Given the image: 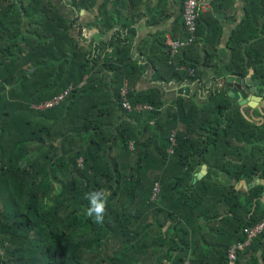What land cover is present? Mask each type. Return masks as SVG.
I'll return each mask as SVG.
<instances>
[{
	"label": "trees",
	"instance_id": "16d2710c",
	"mask_svg": "<svg viewBox=\"0 0 264 264\" xmlns=\"http://www.w3.org/2000/svg\"><path fill=\"white\" fill-rule=\"evenodd\" d=\"M64 1L78 13L99 2ZM135 1L148 3L104 0L93 23L99 36L118 25L123 12L115 6ZM77 21L60 15L50 0H0V264L142 263L151 243L162 235L160 218L181 216L179 203L185 195L189 199L188 191L201 196L204 187L209 189L205 181L218 170L237 177L264 171V124L249 120L225 84L204 99L199 92L180 96L166 109L161 89L135 90L137 73L149 66L132 61L129 46H120L125 42L120 30L104 43L113 53L98 47L81 52L85 28L77 40L72 35ZM191 48L175 60L167 51L164 65H155L157 79L200 84L203 61L189 56ZM230 49L232 59L222 65L218 78L250 77L264 94V0L249 1ZM207 52L205 65H211L215 53ZM97 68L113 74L119 86L113 95L89 93L87 84L71 102L39 108L69 86L78 90ZM193 68L195 75L188 71ZM45 73L50 75L43 78ZM125 79L132 84L129 103L150 105L152 111L123 108ZM96 96V103L88 100ZM87 101L90 108L83 105ZM120 114L131 120L115 125ZM175 132L177 145L171 154ZM40 149L43 154L38 155ZM204 163L210 172L195 183ZM181 180L191 183L188 191H182ZM156 182L160 191L154 199ZM97 189L110 193L100 224L85 215V194ZM172 197L178 203H171Z\"/></svg>",
	"mask_w": 264,
	"mask_h": 264
},
{
	"label": "crops",
	"instance_id": "0c3cea01",
	"mask_svg": "<svg viewBox=\"0 0 264 264\" xmlns=\"http://www.w3.org/2000/svg\"><path fill=\"white\" fill-rule=\"evenodd\" d=\"M249 1L216 0L210 11L201 15L200 40L195 45L196 49L192 50V47L188 51L190 57L203 61L200 66V84L162 83L157 79L158 70H155V65H164L163 60L167 54L164 42L167 37L175 39L186 37L184 0H148L147 4L139 1L132 4H119L115 6V9L122 11L123 14L119 18L118 25L101 37L100 31L93 26V23L104 0H99L95 7L88 5V10L84 13L80 10V16L76 11L73 17L72 13H69V17L66 15L71 7L65 1L68 6L67 12H62L57 3L53 1L51 3L58 8L60 15L72 17L71 19L78 18V27L73 29L72 35L76 34L75 38L79 40V31L85 28L84 33L88 31V37L83 34L86 40L84 43H88L89 51L98 47L99 50L108 49L109 53H113L111 47L104 43L109 41L117 30H120L125 40L120 46H129L127 50L130 51L132 61L140 66H149L142 74L137 73L135 90L144 92L156 87L161 89L168 101L167 109L180 96L192 97L199 92L204 99L211 90L223 89L224 81L228 76L218 78V74L222 70V65L227 66L232 59L231 38L246 18ZM87 18L88 22L85 24ZM122 23H126L127 27H124ZM129 29L133 31V34H129ZM208 40L215 46L211 47ZM207 50L215 53L211 65H205ZM223 58H225L223 62H217ZM251 73L254 74L253 69ZM113 77L112 73H107L105 70L100 71L98 68L93 70L88 75V84L91 89L89 93L102 97L110 91L113 95L119 87L114 83ZM245 80L253 91L248 103L242 104L244 99L240 93L239 95L238 93L229 94V96L236 106L242 107L250 121L264 124V94H259V88L250 77ZM127 82L132 88L130 81L127 80ZM187 88L191 89L190 96L180 94L182 89ZM97 96L93 99L90 97L88 100L96 103ZM100 103L102 104L103 101ZM105 105L106 103L103 107ZM123 120L131 119L120 114V117L115 120V125H119ZM232 147L236 146H228L226 149L231 150ZM204 164L208 165L207 172L198 179L197 174L203 170ZM204 164L196 173L195 183L205 178L210 172V165ZM216 172L217 174L212 173L213 178L210 177L205 181L209 189L207 191L204 187L201 196H191V191H188L191 183L188 180H181L182 191H188L189 194V199L185 195L179 203L182 215L176 214L170 218L166 215V218L163 216L160 218L164 221L162 235L156 237V242L151 240L148 254L143 256V264H183V261L189 258L193 264H225L230 246L244 238L243 227L264 218V171L250 177H237L221 170ZM203 194H205L204 198ZM176 200L177 198L172 197L171 203H178ZM238 264H264V233L241 252Z\"/></svg>",
	"mask_w": 264,
	"mask_h": 264
},
{
	"label": "built area",
	"instance_id": "2783aa9c",
	"mask_svg": "<svg viewBox=\"0 0 264 264\" xmlns=\"http://www.w3.org/2000/svg\"><path fill=\"white\" fill-rule=\"evenodd\" d=\"M216 0H184V19L186 26V37L184 38H171L167 37L166 43L168 44L171 52V57L173 60L177 59V57L191 48L194 45H197L199 42V21L200 17L203 13L210 11L214 2ZM183 69H186L183 67ZM190 74L195 75L196 69H188ZM73 86L69 87L67 91L62 93L61 95L54 97L52 100L46 101L45 103L39 106L40 109L52 108L54 106H58L64 98L68 95L71 90H74ZM128 90L129 83L124 81L123 86L121 87V98L123 108L129 112L136 110L138 112L143 110L152 111L153 107L147 104H137L133 107L128 101ZM173 145L170 147L169 151L171 154L175 153V146L177 145L176 132L172 137ZM82 160V159H81ZM160 191V185L157 183L154 187V199L158 195ZM244 235L246 239L243 241H239L238 243L232 245L228 252V260L227 264H238L239 257L242 251H244L251 243L258 237L264 233V218L259 222L248 225L244 228ZM183 264H193L191 259H186Z\"/></svg>",
	"mask_w": 264,
	"mask_h": 264
},
{
	"label": "clouds",
	"instance_id": "9594fccd",
	"mask_svg": "<svg viewBox=\"0 0 264 264\" xmlns=\"http://www.w3.org/2000/svg\"><path fill=\"white\" fill-rule=\"evenodd\" d=\"M108 195L110 193L107 189H97L85 194V199L88 201L85 215L92 218L97 224L103 223Z\"/></svg>",
	"mask_w": 264,
	"mask_h": 264
},
{
	"label": "water",
	"instance_id": "95a60500",
	"mask_svg": "<svg viewBox=\"0 0 264 264\" xmlns=\"http://www.w3.org/2000/svg\"><path fill=\"white\" fill-rule=\"evenodd\" d=\"M71 12L75 13L74 9L70 8ZM85 10H81V13H84ZM224 84L227 87V91L230 95H233L234 93H239L242 95L244 102L243 105L248 103V99L250 98L251 94H253L252 87L248 85L247 81L245 79L231 76L225 79ZM231 89L233 91H231ZM233 92V93H232ZM182 95L190 96L191 95V89H182L181 93ZM252 105V103H250ZM254 104V103H253ZM255 106V105H254ZM208 165L204 164L203 170L197 174V178L200 179L204 176V174L207 172Z\"/></svg>",
	"mask_w": 264,
	"mask_h": 264
},
{
	"label": "rangeland",
	"instance_id": "374dc122",
	"mask_svg": "<svg viewBox=\"0 0 264 264\" xmlns=\"http://www.w3.org/2000/svg\"><path fill=\"white\" fill-rule=\"evenodd\" d=\"M26 1H31V0H25V2ZM51 1H53L55 4L57 3L58 5V7L61 9V11L62 12H67L68 10V13H66V15L68 16L69 15V13H72V17H73V12H70L71 10L70 9H68L67 10V8H68V6H66V3L63 1V0H51ZM78 15H79V13H78ZM80 16V15H79ZM87 16H88V13H87ZM69 17V16H68ZM71 17V18H72ZM79 19H80V17H79ZM87 22H88V18L85 20V24H87ZM33 25H37V24H33ZM29 27V26H28ZM34 27V26H33ZM87 30H88V26H87ZM74 33V32H73ZM74 35V37H75V35L76 34H73ZM84 35H85V37L87 36L88 37V31L87 32H85L84 33ZM78 37V36H77ZM44 42H45V40H44ZM86 45H84V46H82V48H80V51L81 52H83V51H88V43H85ZM79 47H81V46H79ZM166 48H167V51L169 52V54H171V52H170V48H169V46H168V44L166 43ZM50 75V73H45L44 75H43V78H46L47 76H49ZM40 82H42V80L40 81ZM88 84V77H85V79H84V82L77 88L78 90H76V89H74V90H71V92H69L68 93V95L64 98V100L61 102V104L60 105H62L64 102H66V101H69V102H71L72 101V97H73V95L75 94H79L80 92H82V90H84V86L85 85H87ZM43 86V85H42ZM69 87H71V86H69ZM88 102V101H87ZM87 102H83V105L85 106L86 104H88ZM60 105H58L59 107H60ZM82 105V106H83ZM57 107V106H56ZM67 111V110H66ZM55 131H57V127H55V129H54ZM56 143H58V141H56ZM34 151H36V150H34ZM43 151H45V149L43 150ZM35 154V153H34ZM41 154H43L42 152H41V149L40 150H38V155H41ZM159 184L160 185V183L159 182H156V184ZM155 184V185H156ZM1 206V205H0ZM248 226V225H247ZM246 227V226H245ZM244 227V228H245ZM244 228H243V232H244ZM141 264V263H140ZM143 264V263H142Z\"/></svg>",
	"mask_w": 264,
	"mask_h": 264
}]
</instances>
